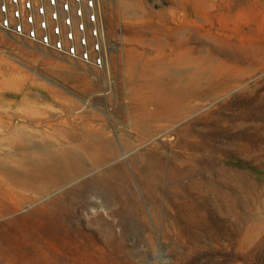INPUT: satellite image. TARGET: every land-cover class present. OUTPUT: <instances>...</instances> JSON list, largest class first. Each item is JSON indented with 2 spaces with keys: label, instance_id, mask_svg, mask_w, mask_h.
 Instances as JSON below:
<instances>
[{
  "label": "rangeland",
  "instance_id": "1",
  "mask_svg": "<svg viewBox=\"0 0 264 264\" xmlns=\"http://www.w3.org/2000/svg\"><path fill=\"white\" fill-rule=\"evenodd\" d=\"M123 1L107 0L113 49L110 65L104 69L0 26V77L15 74L26 85L0 87V102L13 108L25 100L43 104L54 100L53 89L57 88L76 96L83 106L67 111L62 104L50 105L40 112L42 123L30 119L28 124L52 129L48 123L62 117L71 125L74 114L93 107L104 115L101 122L117 134L130 129L123 110L144 68L150 69V78L154 69L179 51L203 61V66L209 62L223 66L238 73L234 88L218 94L211 90L190 94L193 88L184 84L180 87L182 99L198 100L203 105L155 132L171 154L174 149H183L178 145L181 127L185 123L198 127L201 151L186 149L196 156L197 168L181 179H200L207 185L215 181L217 194L175 195L171 206L161 194L159 206L153 209L147 195L138 189L146 216L136 218L132 225L115 224L116 238L108 228V206L101 197L92 195L99 202L69 211L68 222L63 223L66 219L60 208L47 214L54 216L47 220L51 238L37 247L28 240L29 255L34 253L38 259L25 258L23 264H264V0H138L131 11L125 9ZM132 57L138 62L136 72L127 68ZM226 70L215 76L216 83L226 80ZM193 71L192 65L172 62L161 76L165 87L175 89L174 81L190 79ZM206 115L209 123H195ZM13 121L22 123L19 117ZM185 165L188 168L190 162ZM212 172L219 179H205ZM91 174L95 173L87 175ZM79 179L54 189L41 201L26 202L20 212L28 213ZM172 180L168 177L164 186H170ZM15 213L0 216V221ZM27 224L24 235L39 237L36 228ZM91 235L99 240L94 242Z\"/></svg>",
  "mask_w": 264,
  "mask_h": 264
},
{
  "label": "bare ground",
  "instance_id": "2",
  "mask_svg": "<svg viewBox=\"0 0 264 264\" xmlns=\"http://www.w3.org/2000/svg\"><path fill=\"white\" fill-rule=\"evenodd\" d=\"M137 1L124 0L125 9L133 10ZM176 54L154 69L150 78L147 77L151 72L148 67L139 73L138 82L132 85L131 98L123 110L125 119L130 121V129H121L117 134L112 132L108 123L101 122L105 119L104 115L93 107L74 114L71 125L69 120L62 117L60 121L65 126L60 121H54L58 119L55 117L48 123L52 129H37L28 124L30 119L42 123L40 112L50 105L62 104L67 111L83 106L76 96L60 92L57 88L53 89L56 94L54 100L43 104L25 100L22 105L13 108V105L5 106L0 102V152H3L0 154V216L18 212L0 221V264H23L25 258L29 261L37 258L34 253L29 255L31 245L27 241L32 239L37 247V244L51 238L47 220L54 216L47 217V214L55 213L60 208L62 217L66 219V214L76 207H87L89 203L99 202L94 201L92 195L101 197L108 206L111 218L108 217L107 224L116 238L115 224L132 225L136 218L146 216L141 210L138 189L147 195L153 209L159 206L161 194L167 196L168 206L173 203L175 195L187 198L191 193L202 195L205 191L217 194L219 186L215 181L211 180V184L207 185L200 179H181L197 168L196 156L193 157L187 150L202 149L197 139L198 127L195 128L193 123H185L178 131L181 138L178 145L183 149H174L171 154L157 140L159 134L155 132L163 126L183 120L203 105L198 100L182 99L183 90L180 87L184 84H187L188 89L193 88L190 94L204 93L206 90L218 94L234 88L239 76L237 72H228L225 67L212 62L203 66V61L189 53L179 51ZM172 62L192 65L194 68L190 79L178 78L174 81L175 89L165 87L161 76V73L168 72ZM127 68L136 72L138 62L132 57ZM224 70L228 72L226 80L216 83L215 76ZM5 86L21 88L26 85L19 76L13 74L0 77V87ZM16 117L22 119V123L15 124L13 120ZM205 117L207 115L195 120V123H209ZM148 143L150 147L141 150ZM202 157H205L204 153ZM187 162H190L188 168L185 165ZM91 171L95 174L87 175ZM86 175L84 179H79ZM168 177H172V183L164 186ZM76 179H79V183L63 193L33 206L26 214L20 212L26 202L35 199L41 201L54 189ZM205 179L219 178L212 172ZM206 186L208 189H205ZM76 223L79 225V220ZM26 224L34 226L40 236L32 234L27 238L24 235ZM91 237L94 242L99 240Z\"/></svg>",
  "mask_w": 264,
  "mask_h": 264
},
{
  "label": "built area",
  "instance_id": "3",
  "mask_svg": "<svg viewBox=\"0 0 264 264\" xmlns=\"http://www.w3.org/2000/svg\"><path fill=\"white\" fill-rule=\"evenodd\" d=\"M107 0H0V26L21 38L104 69L113 40Z\"/></svg>",
  "mask_w": 264,
  "mask_h": 264
}]
</instances>
